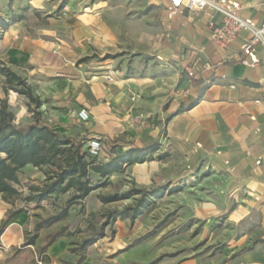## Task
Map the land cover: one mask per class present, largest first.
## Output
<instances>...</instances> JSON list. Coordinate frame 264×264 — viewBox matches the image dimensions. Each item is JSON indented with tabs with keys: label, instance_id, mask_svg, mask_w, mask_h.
Masks as SVG:
<instances>
[{
	"label": "rangeland",
	"instance_id": "rangeland-1",
	"mask_svg": "<svg viewBox=\"0 0 264 264\" xmlns=\"http://www.w3.org/2000/svg\"><path fill=\"white\" fill-rule=\"evenodd\" d=\"M166 14L149 0H0V17L11 23L5 33L0 31V63L27 82L41 106L35 112L24 96L6 87L1 75L0 101L7 103L18 128L45 126L63 138H71L60 128V117L66 109L55 101L62 99L72 83L63 79L50 82L48 77L32 73L31 57L19 60L27 52L26 46L30 41L64 40L62 36H44V30L65 19L75 25L79 23L75 19L95 16L93 39L76 47L71 43L62 46V59L70 60L78 77L92 82L106 77L98 67L104 61L111 63L113 70L139 74L141 65H149L163 44L162 22ZM90 123V117L84 123L75 118L67 126L84 131ZM159 146L154 144L151 154L157 155ZM102 155L103 152L94 159L103 163ZM48 172L45 167L28 166L18 174V194H0V225L9 214L22 212L5 226L2 234L13 225L7 234L9 241L0 236L4 242H0V264H77L81 256V264H161L228 254L234 257L251 251L264 233L260 217L254 212L240 222L229 220L226 214L211 219L195 214L198 205L212 198L217 203L222 200L211 189L223 181L219 177L212 181L206 178L209 172L196 178L181 173L180 181L160 184L151 179L143 185L137 183L130 168L104 178L90 173L93 191L74 202L70 200L72 191L37 199ZM243 204L250 205L247 201ZM64 212L62 220L36 231L39 223ZM238 214L234 212L232 217L241 215ZM58 232L67 236L59 238L43 254L41 250L48 239ZM30 240L33 245H28Z\"/></svg>",
	"mask_w": 264,
	"mask_h": 264
},
{
	"label": "crops",
	"instance_id": "crops-1",
	"mask_svg": "<svg viewBox=\"0 0 264 264\" xmlns=\"http://www.w3.org/2000/svg\"><path fill=\"white\" fill-rule=\"evenodd\" d=\"M228 1L239 3L241 18L257 27L263 23L264 0ZM151 3L167 12V0H149ZM95 19L80 17L75 25L62 20L44 30V36L64 40L30 41L27 52L19 56V60L31 57L32 73L46 76L50 82L63 79L72 83L62 99L55 101L66 109L60 117L61 131L74 142L100 139L102 164L120 156L144 155L142 162L122 166L130 168L140 185L151 179L160 184L180 181L181 173L196 178L209 172L206 178L223 181L211 189L222 200L217 203L212 198L198 205L195 214L206 219L226 214L229 220L240 222L254 212L264 229V67L242 64L240 48L250 34L243 31L229 46L219 48L210 41L209 23H218L220 15L187 9L175 17L167 13L162 22L163 44L149 65H141L139 74H127L104 61L98 67L106 77L92 82L78 77L70 60L62 59L60 48L93 39ZM257 56H262L259 47ZM185 68L196 70L200 79L189 82ZM181 90L188 91L186 97L176 96ZM80 109L88 112L91 123L84 131H73L67 125L75 118L81 122L76 116ZM142 119L147 127L141 126ZM156 143L160 146L154 155L151 148ZM156 156L160 157L156 160ZM246 201L250 205L245 206ZM237 211L241 215L233 218ZM12 228L8 226L2 234L7 241ZM0 242L4 244L2 239ZM161 264H264V233L251 251L234 257L228 254Z\"/></svg>",
	"mask_w": 264,
	"mask_h": 264
},
{
	"label": "trees",
	"instance_id": "trees-1",
	"mask_svg": "<svg viewBox=\"0 0 264 264\" xmlns=\"http://www.w3.org/2000/svg\"><path fill=\"white\" fill-rule=\"evenodd\" d=\"M10 25L11 23L0 17L1 32H5ZM0 75L3 76L6 87L24 96L34 105L36 112L41 106V101L33 96L27 82L1 63ZM14 121V114L7 103L0 101V194L2 195L18 194L15 188L19 184L18 174L27 166L37 169L45 167L49 172L45 174V183L39 191L38 200H43L51 194H65L72 191L74 194L70 199L71 202L81 201L94 189L90 183V173L104 178L113 173H120L124 164L128 166L144 160V155L139 154L135 157L129 155L116 157L104 164L98 163L88 155L87 149L83 148L86 142H74L63 138L45 126L30 125L20 129ZM20 213L22 212L15 211L7 216L0 225V236L8 221ZM64 217L65 212L42 221L37 225L36 231L47 228ZM64 236L67 235L62 232L51 236L42 248V253L45 254L48 247ZM33 244V240L28 243V245ZM82 258L83 256L77 264L82 263Z\"/></svg>",
	"mask_w": 264,
	"mask_h": 264
},
{
	"label": "built area",
	"instance_id": "built-area-1",
	"mask_svg": "<svg viewBox=\"0 0 264 264\" xmlns=\"http://www.w3.org/2000/svg\"><path fill=\"white\" fill-rule=\"evenodd\" d=\"M167 3L169 17L181 15L183 9L220 15L221 19L218 23L213 21L209 23L211 28L210 41L219 48L229 46L241 32H248L250 38L240 48L243 55L242 64L249 68L264 67V21L257 27L252 21L241 18L238 15L241 8L239 3L228 0H167ZM23 38L26 39V37ZM258 47L262 55L261 58L257 56ZM184 72L189 82H196L200 79L199 73L194 69L185 68ZM187 94V90H181L177 91L176 96L184 98ZM76 116L81 122H88L89 120V114L84 109L78 110ZM140 124L147 127L148 123L146 119H142ZM85 145L91 158H97L100 155L102 149L100 139H89Z\"/></svg>",
	"mask_w": 264,
	"mask_h": 264
}]
</instances>
